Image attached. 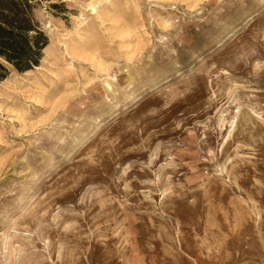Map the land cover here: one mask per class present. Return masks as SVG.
<instances>
[{
  "label": "rangeland",
  "instance_id": "1",
  "mask_svg": "<svg viewBox=\"0 0 264 264\" xmlns=\"http://www.w3.org/2000/svg\"><path fill=\"white\" fill-rule=\"evenodd\" d=\"M50 3L0 83V264H264V0Z\"/></svg>",
  "mask_w": 264,
  "mask_h": 264
},
{
  "label": "trees",
  "instance_id": "2",
  "mask_svg": "<svg viewBox=\"0 0 264 264\" xmlns=\"http://www.w3.org/2000/svg\"><path fill=\"white\" fill-rule=\"evenodd\" d=\"M42 1L57 14L70 11L66 0H0V83L12 69L26 72L41 64L50 43L36 13Z\"/></svg>",
  "mask_w": 264,
  "mask_h": 264
},
{
  "label": "bare ground",
  "instance_id": "3",
  "mask_svg": "<svg viewBox=\"0 0 264 264\" xmlns=\"http://www.w3.org/2000/svg\"><path fill=\"white\" fill-rule=\"evenodd\" d=\"M29 72V71H28Z\"/></svg>",
  "mask_w": 264,
  "mask_h": 264
}]
</instances>
